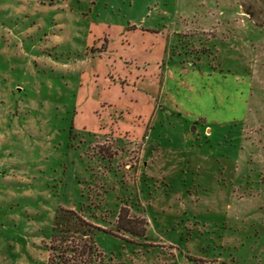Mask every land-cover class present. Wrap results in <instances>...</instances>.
Instances as JSON below:
<instances>
[{
	"label": "rangeland",
	"instance_id": "374dc122",
	"mask_svg": "<svg viewBox=\"0 0 264 264\" xmlns=\"http://www.w3.org/2000/svg\"><path fill=\"white\" fill-rule=\"evenodd\" d=\"M60 208L95 264H264V0H0V264Z\"/></svg>",
	"mask_w": 264,
	"mask_h": 264
},
{
	"label": "trees",
	"instance_id": "16d2710c",
	"mask_svg": "<svg viewBox=\"0 0 264 264\" xmlns=\"http://www.w3.org/2000/svg\"><path fill=\"white\" fill-rule=\"evenodd\" d=\"M120 214L117 220V228L120 231L130 232L135 236L144 235V224L142 226L136 222L137 226H135L131 222L132 219H125V217L122 219ZM97 229L99 228L85 221L75 211L60 208L54 218L52 236L53 242L60 245L57 248H50L53 254L48 256L47 264H52L56 260H59L58 264H95L96 259L101 256L92 239L93 233ZM76 239H78L77 242ZM63 245H65V252L61 248ZM55 251H58V255L55 254ZM65 254H70L69 258L64 259Z\"/></svg>",
	"mask_w": 264,
	"mask_h": 264
}]
</instances>
